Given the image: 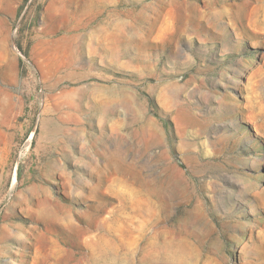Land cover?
I'll return each instance as SVG.
<instances>
[{
	"label": "rangeland",
	"instance_id": "obj_1",
	"mask_svg": "<svg viewBox=\"0 0 264 264\" xmlns=\"http://www.w3.org/2000/svg\"><path fill=\"white\" fill-rule=\"evenodd\" d=\"M53 1H0V264H264V0H100L74 37Z\"/></svg>",
	"mask_w": 264,
	"mask_h": 264
},
{
	"label": "bare ground",
	"instance_id": "obj_2",
	"mask_svg": "<svg viewBox=\"0 0 264 264\" xmlns=\"http://www.w3.org/2000/svg\"><path fill=\"white\" fill-rule=\"evenodd\" d=\"M4 3H9V0H0ZM60 6H57V2L53 1L48 6L49 17L48 20L51 23L60 24L62 22H67L68 26L66 27L65 34L69 35V37H74L82 34L81 32L84 30L86 25L92 21H94L99 14V2L100 0H57ZM250 1L247 0L245 3H236V12L233 14L234 19L238 21H244L247 16L245 15L246 12L250 9ZM56 21H53L55 20ZM236 21V22H238ZM72 27H69L70 25ZM56 27L49 26L45 31L48 35L56 34ZM65 35V36H67ZM68 37V36H67ZM63 37L60 39V44H63L65 47L68 46V38ZM64 41L66 44L62 43ZM119 168V167H118ZM117 169V168H116ZM124 171V169H122ZM114 174V173H113ZM99 214L96 215L95 219L92 222L90 227L96 228L99 227ZM80 230V235L84 236L86 231L83 229ZM99 248L96 246L95 256H99Z\"/></svg>",
	"mask_w": 264,
	"mask_h": 264
}]
</instances>
